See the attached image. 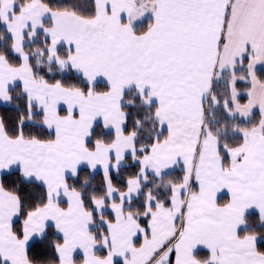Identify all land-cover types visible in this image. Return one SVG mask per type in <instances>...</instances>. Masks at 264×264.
<instances>
[{
  "label": "snow or ice",
  "instance_id": "1",
  "mask_svg": "<svg viewBox=\"0 0 264 264\" xmlns=\"http://www.w3.org/2000/svg\"><path fill=\"white\" fill-rule=\"evenodd\" d=\"M0 106V264H264V0H0Z\"/></svg>",
  "mask_w": 264,
  "mask_h": 264
},
{
  "label": "trees",
  "instance_id": "2",
  "mask_svg": "<svg viewBox=\"0 0 264 264\" xmlns=\"http://www.w3.org/2000/svg\"><path fill=\"white\" fill-rule=\"evenodd\" d=\"M56 78H60L59 76H57ZM5 111V108L3 106H0V114H3ZM9 113H11V109H8ZM174 175H179V172L174 173ZM102 178V171H98L96 174V180L94 181V183H98L100 181V179ZM202 255H205L206 252H202Z\"/></svg>",
  "mask_w": 264,
  "mask_h": 264
},
{
  "label": "crops",
  "instance_id": "3",
  "mask_svg": "<svg viewBox=\"0 0 264 264\" xmlns=\"http://www.w3.org/2000/svg\"><path fill=\"white\" fill-rule=\"evenodd\" d=\"M223 199H227V197L225 196V197H223Z\"/></svg>",
  "mask_w": 264,
  "mask_h": 264
}]
</instances>
